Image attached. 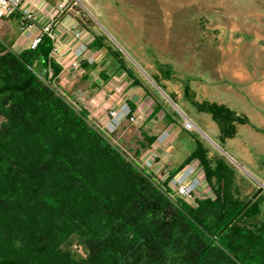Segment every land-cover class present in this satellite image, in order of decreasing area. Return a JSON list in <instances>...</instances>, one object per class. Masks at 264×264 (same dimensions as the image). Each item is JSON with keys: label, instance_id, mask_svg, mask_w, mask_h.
<instances>
[{"label": "trees", "instance_id": "trees-1", "mask_svg": "<svg viewBox=\"0 0 264 264\" xmlns=\"http://www.w3.org/2000/svg\"><path fill=\"white\" fill-rule=\"evenodd\" d=\"M91 46L102 44L95 38ZM52 47L47 36L21 51L0 40V264H264L261 195L238 196L226 159L216 156L213 165L197 140L179 168L199 160L213 196L191 203L173 195L56 89L62 66ZM108 51L141 85L124 55ZM185 92L217 122L223 140L249 120L225 103L197 101L189 87ZM154 139L144 134L137 156ZM74 235L83 256L64 249Z\"/></svg>", "mask_w": 264, "mask_h": 264}, {"label": "rangeland", "instance_id": "rangeland-1", "mask_svg": "<svg viewBox=\"0 0 264 264\" xmlns=\"http://www.w3.org/2000/svg\"><path fill=\"white\" fill-rule=\"evenodd\" d=\"M64 1L73 4L77 16L102 44L101 48H91L97 54L95 63L87 68L90 69L91 87L96 86V78H101L102 69L111 77L120 76L118 64L108 51L111 48L120 51L129 66L135 67L149 83L152 93L153 89L157 91L154 94L157 100L170 112L175 109L181 116H176L178 125L169 127L163 112L157 114L155 122H147L145 119L153 108V99H145L137 91L136 97L143 98L137 120L124 119L115 131H108L112 141L156 180L170 184V177L174 174L163 171L165 175L160 179L141 160L147 149L141 151V156L135 153L140 146L139 140L143 138L142 131L173 129L178 132L175 154L181 161L190 150L181 141L179 143V137L184 140L193 135L205 144L213 165L216 156L230 164L236 176L238 196L249 197L260 190L257 194L261 195L259 222H264V0ZM0 40L12 48L20 44L24 47L20 29L11 20L8 23L5 19L0 21ZM66 69L72 74L75 84L65 87L56 77L54 86L77 109L87 110L89 119L106 132L105 122L93 113L90 101L85 98L86 102H81V97L73 95L76 90L84 92L87 89L83 72L78 74L76 69ZM152 75L164 85L165 90ZM114 84L109 83V95L116 91L120 93ZM131 85L124 82L120 86L121 91L126 92ZM186 87L197 101L225 103L247 116L248 122L238 124L234 137L221 139L217 122L209 113L196 109L185 92ZM171 93L176 95L178 104ZM98 95L104 99L106 94ZM110 108L113 105L105 107L106 115ZM187 117L195 123L193 129L185 127ZM2 119L0 115V122ZM200 175L203 180L200 197L213 196L204 170ZM172 193L175 194L174 190ZM71 239L72 244L64 246V249L76 257L83 256L86 252L84 246L76 245L75 235Z\"/></svg>", "mask_w": 264, "mask_h": 264}, {"label": "built area", "instance_id": "built-area-1", "mask_svg": "<svg viewBox=\"0 0 264 264\" xmlns=\"http://www.w3.org/2000/svg\"><path fill=\"white\" fill-rule=\"evenodd\" d=\"M38 2L35 0H0V21L11 14H18L20 38L24 47L34 49L45 36L52 40L51 57L56 60L62 68L83 69V63L90 65L96 61L95 54L91 51L90 42L93 38L90 31L81 24L75 16L74 20L62 27L65 29L68 49L61 44L62 34L60 30L61 15L63 13H73V4L66 1H59L58 4L47 12L44 21H39L37 16ZM19 46H22L21 44ZM23 47V46H22ZM23 47V48H24ZM25 49V48H24ZM52 72H50L51 75ZM136 121L137 116L131 106L124 102L118 107L108 110V117L104 123L106 133L115 131L124 119ZM185 127L193 129L195 123L190 119H185ZM171 133L163 130L157 137L158 148L167 146ZM150 152V151H149ZM158 150H152L148 154V159L155 160L158 157ZM203 168L200 167L199 160L192 161L182 167L178 172L170 177L169 187L187 201L194 203L203 188V180L200 175Z\"/></svg>", "mask_w": 264, "mask_h": 264}, {"label": "crops", "instance_id": "crops-1", "mask_svg": "<svg viewBox=\"0 0 264 264\" xmlns=\"http://www.w3.org/2000/svg\"><path fill=\"white\" fill-rule=\"evenodd\" d=\"M38 2V7L37 9V16L39 18V21H44L47 15V12L52 9V7L56 6L58 4L59 1L62 0H35ZM78 17L77 14L75 12L73 13H63L61 15V24L60 25V30H61V34H62V39H61V44L63 45L64 48L68 49L69 44L67 43V37L65 34V29L62 28L66 25H68L70 22H72L74 20V18ZM6 20V22L8 23L9 20L16 22V24L18 25L19 28V23H18V14H11L7 17L4 18ZM4 21V20H3ZM96 37L93 36L91 42H90V46L91 44H93L94 40ZM91 48H93L91 46ZM13 49L17 50V51H21L24 48L22 46H15L13 47ZM98 53V52H97ZM95 55L97 56V54L95 53ZM90 69L87 68H83L78 70V74H82L83 72V78L86 79V83H87V89L84 92H80L79 90H76L75 93H73V95L75 97H81V102H86L85 98H87L88 101H90L91 105L93 106L92 108L94 109V114H97V118L99 117V119L101 121H106L108 115H106L105 112V107L108 105H113V107H118L120 106L122 103H124V101H128L129 104H134L135 108H134V113L136 114V116L138 115V113L140 112L141 109V99L142 96L147 99H153V108L149 111V113L147 114L146 117V121L147 122H155L156 121V116L157 114H159L160 112H163V116L168 120V127L169 126H174V125H178L179 124V120L176 117V115L172 112H170L165 106L164 104L160 101L157 100L155 95L156 94V90L153 89V93L151 91V89L148 87L149 83H147V81L144 79V77H142L140 74H137L142 82L141 85H131L132 84V80L129 78L128 74L125 72V70L123 69H119L118 73H119V77L113 75L111 78L108 79H104L102 77V72L105 71L104 69L100 70V76L101 78L99 79H95L96 81V86L93 88L91 87V79L90 77V73L89 71ZM105 75L108 76L107 72L105 71ZM141 76V77H140ZM58 80L59 82L65 86V87H69L70 85L73 86L75 84V79L72 77L71 73H68V70L66 68H62L60 74L58 75ZM124 82H126L128 85H131V88H128L126 90V92H122L121 87L123 86ZM114 84L116 85L115 88L117 90H119L120 93H118L117 91L115 93H113L112 95H109V91H110V85ZM127 86V85H126ZM140 92L142 93L141 97H136V93ZM103 93L106 94L104 96V99H102L98 94ZM162 106V108L156 112L155 109L158 105ZM165 109L168 112V115H165V111L163 110ZM149 131H142V135L144 138V134H148L147 132H149V134H151V136H154L155 139L154 141L151 143L150 147L146 148L147 150L143 153L144 155L141 157V160L143 162H145V160L148 158V154L152 151V150H158V157L153 160V159H148L145 163L146 165L152 170V172H155L158 178H162L164 177V173L163 171H168L171 172L172 170H175L177 168H179V166L183 163V161L190 155V153L193 151V149L195 148V144L197 140H200L198 138H194L193 135L192 136H187L185 137V141L182 140L181 137H179V143L181 141V143H183L184 147L187 148L188 150H190V152L188 153L187 157H185L182 161L177 157V155L175 154V150H177V147L175 146V140L178 136V132L174 131L173 129H167L170 131L171 136L169 138L168 144L167 146H164L162 148H158V144H157V137L160 135V133L165 130V129H148ZM148 134V135H149ZM143 138H141L140 140H143ZM139 140V141H140ZM150 151V152H149ZM195 161V159L190 160L188 163ZM187 163V164H188ZM186 165V164H185ZM184 165V166H185ZM183 166V167H184ZM200 167L203 168L200 164ZM181 168H179L176 172H178ZM175 172V173H176ZM174 173V174H175Z\"/></svg>", "mask_w": 264, "mask_h": 264}, {"label": "water", "instance_id": "water-1", "mask_svg": "<svg viewBox=\"0 0 264 264\" xmlns=\"http://www.w3.org/2000/svg\"><path fill=\"white\" fill-rule=\"evenodd\" d=\"M176 106H177V104H176ZM177 109L180 111L179 107H177ZM180 112H181V111H180ZM259 192H260V190L257 191V192L252 196V198H251L250 200L254 199V198L257 196V194H258Z\"/></svg>", "mask_w": 264, "mask_h": 264}, {"label": "flooded vegetation", "instance_id": "flooded-vegetation-1", "mask_svg": "<svg viewBox=\"0 0 264 264\" xmlns=\"http://www.w3.org/2000/svg\"><path fill=\"white\" fill-rule=\"evenodd\" d=\"M257 192V191H256Z\"/></svg>", "mask_w": 264, "mask_h": 264}]
</instances>
